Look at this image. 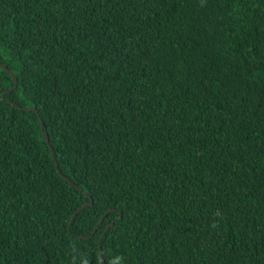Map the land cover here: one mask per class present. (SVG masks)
<instances>
[{
	"label": "trees",
	"instance_id": "16d2710c",
	"mask_svg": "<svg viewBox=\"0 0 264 264\" xmlns=\"http://www.w3.org/2000/svg\"><path fill=\"white\" fill-rule=\"evenodd\" d=\"M0 36V264H264V0H0Z\"/></svg>",
	"mask_w": 264,
	"mask_h": 264
},
{
	"label": "water",
	"instance_id": "95a60500",
	"mask_svg": "<svg viewBox=\"0 0 264 264\" xmlns=\"http://www.w3.org/2000/svg\"><path fill=\"white\" fill-rule=\"evenodd\" d=\"M1 69L4 70V71H6V72H8V73L11 75V77H12V79H13V82H14V87H15L16 84H17V81H16V79L13 77L12 73H11L6 67H4V66H3V68H1ZM2 99H4V94L2 95ZM7 102H8L9 104H11V105H12L13 107H15V108L18 107L15 103H13V102H11V101H7ZM23 110H25V111L36 112V109H34V108H24ZM40 128H41V134H42V137H43V139L45 140V142L48 144V140H47L46 137H45V134H44V128H43V123H42L41 120H40ZM51 154L53 155V151H52V150H51ZM53 159H54V157H53ZM54 162H55V168H56L57 171H58V165H57L55 159H54ZM58 172H59V171H58ZM91 204H92V203H90V205H91ZM86 206H87V204H84L83 206H81L80 208H78V209H77V212L74 214V216H75L78 212H80L83 208H85ZM74 216L72 217L71 221H73ZM113 225H114V223H111L110 225H108V226L106 227L105 231L103 232V236L108 232V230H109Z\"/></svg>",
	"mask_w": 264,
	"mask_h": 264
},
{
	"label": "snow or ice",
	"instance_id": "6c2138e0",
	"mask_svg": "<svg viewBox=\"0 0 264 264\" xmlns=\"http://www.w3.org/2000/svg\"><path fill=\"white\" fill-rule=\"evenodd\" d=\"M3 43V38H2V36H0V44H2ZM0 54H2V52H0ZM0 68H3V63L2 62H0ZM8 87H14V85H8ZM22 91H23V89H22ZM85 191H88V192H90V190H88L87 189V187L85 188ZM81 194H83V193H81ZM123 197L121 196V199H122ZM89 199H91V194H89ZM117 209H115L114 207L113 208H109L108 209V211L106 212V214H110L111 212H113V211H116ZM130 211V210H129ZM121 218L123 219L124 217H123V215H121ZM116 218L115 217H113V220H115Z\"/></svg>",
	"mask_w": 264,
	"mask_h": 264
}]
</instances>
